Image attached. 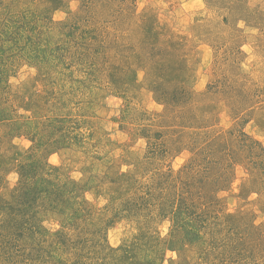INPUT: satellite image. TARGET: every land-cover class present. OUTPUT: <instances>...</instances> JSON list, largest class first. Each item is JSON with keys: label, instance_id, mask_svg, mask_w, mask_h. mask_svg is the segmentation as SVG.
<instances>
[{"label": "rangeland", "instance_id": "1", "mask_svg": "<svg viewBox=\"0 0 264 264\" xmlns=\"http://www.w3.org/2000/svg\"><path fill=\"white\" fill-rule=\"evenodd\" d=\"M0 264H264V0H0Z\"/></svg>", "mask_w": 264, "mask_h": 264}, {"label": "trees", "instance_id": "2", "mask_svg": "<svg viewBox=\"0 0 264 264\" xmlns=\"http://www.w3.org/2000/svg\"><path fill=\"white\" fill-rule=\"evenodd\" d=\"M28 177H30L29 172L26 173ZM35 183L38 185L36 191L39 193L41 191L51 192L55 194V192H58V187L56 186L55 182L52 180H47V178H42L39 176H35ZM35 191V192H36ZM49 194V193H48ZM61 193H57V196H60Z\"/></svg>", "mask_w": 264, "mask_h": 264}]
</instances>
